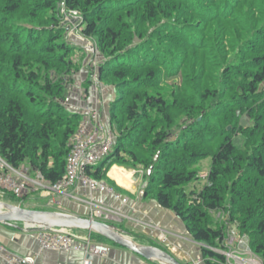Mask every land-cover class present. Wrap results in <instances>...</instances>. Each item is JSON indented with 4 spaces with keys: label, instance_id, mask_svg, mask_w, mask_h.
Instances as JSON below:
<instances>
[{
    "label": "trees",
    "instance_id": "obj_1",
    "mask_svg": "<svg viewBox=\"0 0 264 264\" xmlns=\"http://www.w3.org/2000/svg\"><path fill=\"white\" fill-rule=\"evenodd\" d=\"M61 2L80 13L84 34L107 57L100 80L118 94L115 147L90 175L107 182L113 166L152 169L146 194L195 243L222 240L211 214L223 210L264 263V0H0V157L15 168L29 162L49 183L63 179L82 120L61 103L72 70V50L52 28ZM232 56L238 63L228 64ZM178 76L168 102L165 81ZM246 115L249 127L240 123ZM184 117L193 122L175 136ZM207 158V184L188 192Z\"/></svg>",
    "mask_w": 264,
    "mask_h": 264
},
{
    "label": "crops",
    "instance_id": "obj_2",
    "mask_svg": "<svg viewBox=\"0 0 264 264\" xmlns=\"http://www.w3.org/2000/svg\"><path fill=\"white\" fill-rule=\"evenodd\" d=\"M88 73L84 74L82 81L79 82L83 86L88 85L85 82L86 80L91 81V76H88ZM95 90L96 88L93 85L90 92L88 89H85L86 95L82 98L83 101L77 99L73 101L75 113L81 114L83 110L93 108H103L102 111L104 108L108 110V104L113 100L111 91L104 90L103 92L96 90V92ZM104 112L106 111L104 110ZM104 114L106 115V113ZM34 173L35 171H32L33 175ZM107 176L108 181L103 183L111 191L93 193L77 188L75 194L83 201L74 200L64 195H56L53 196L52 201L54 205L51 207L58 208L43 210L89 217L90 208L85 201L91 200L121 211L125 215L123 221L112 222L111 224H122L118 228L126 231L139 244L156 245L173 255L181 264H191L192 261L201 256L202 250L191 238L185 224L173 211L162 208L152 195L146 194V181L143 182V179L136 170L113 166L108 171ZM34 192L35 190L29 191L23 199V201H29L28 208L30 209H35L31 206L35 205L36 201L30 198L31 193ZM21 227L23 225L18 224V227H10L0 224V246L7 252L23 257H35L39 264H85V261L88 260L87 256L82 252L41 251L36 233L27 232L22 230ZM69 232L80 238L81 242L90 238L94 242L109 246L110 250L106 255L89 258L94 264L150 263L129 249L114 243L107 244V239L98 234L88 231ZM162 233H165L168 237V243L165 245L159 242V236ZM0 264H4L1 257Z\"/></svg>",
    "mask_w": 264,
    "mask_h": 264
},
{
    "label": "built area",
    "instance_id": "obj_3",
    "mask_svg": "<svg viewBox=\"0 0 264 264\" xmlns=\"http://www.w3.org/2000/svg\"><path fill=\"white\" fill-rule=\"evenodd\" d=\"M71 14L79 17L80 13L70 10ZM97 91L102 89L94 84ZM82 120L70 140V154L67 159L66 172L62 180L57 183H49L41 172L35 171L34 175L23 173L6 163L0 157V195L10 193L18 200L31 190L43 191L49 195H64L71 199L81 200L75 190L81 188L90 192H107L111 189L102 181L92 177L89 171L104 161L113 151L116 144V136L112 131L109 118L98 108L85 109L81 112ZM141 176H145L146 170H139ZM90 208V218L104 223L122 222L125 215L118 210L101 205L94 201H85ZM126 202V201H124ZM40 243L41 251L82 252L88 260L85 264H94L90 257L106 255L110 248L103 243H97L87 238L83 242L80 238L65 229H33ZM159 242L168 243L165 233L160 234ZM199 248L211 252L213 255H204L192 261L191 264H264L262 259L251 249L250 238L240 229H228L223 232L222 240L215 246L202 243ZM0 257L4 264H39L35 257H23L9 253L0 246ZM150 264V263H143Z\"/></svg>",
    "mask_w": 264,
    "mask_h": 264
},
{
    "label": "rangeland",
    "instance_id": "obj_4",
    "mask_svg": "<svg viewBox=\"0 0 264 264\" xmlns=\"http://www.w3.org/2000/svg\"><path fill=\"white\" fill-rule=\"evenodd\" d=\"M63 1H65V0H63ZM59 10H60V13L58 15L59 20H60L59 26L55 27L53 25L52 28H56V29L61 31L60 41H62V42L66 41L68 43V45L70 46V49L72 50L71 54H70V58L72 60V70L64 78L65 83H66L65 85H66L67 89H66V93H65V99H64L65 101H61V103L63 104V106H65V108L69 112L75 113L74 112L75 109L73 108V101L75 99L82 100L84 95H86L85 89H88L90 92L93 85L97 84L101 89H103L102 90L103 92H104V90H107V91H111V93H112L111 96H112L113 100L108 104V110H106L104 108V110L106 111V112H104V113H106L105 117H106V119L109 118V121H110L111 103L113 101H116L118 94H117L116 88L112 84H110L109 82H104V81L100 80V67L105 62L104 58H107V57H105L100 52V49H99V46H98L96 39H94L92 37H86V35L84 34V27L81 25L80 15L78 17L77 15L71 14V11L66 7L64 2H61L59 4ZM25 20L26 21H24L22 23H27L28 20L26 18H25ZM28 23H30V21H28ZM33 27H35V26H32L31 24H29V28L34 29ZM40 29L41 28L37 27V30H40ZM63 37H64V39H63L64 41L62 40ZM237 59L238 58H235L234 56L228 58V64L238 63ZM85 72H87V73L89 72L88 76H91V79H90L91 81H89V80L85 81L88 83L87 86H85V85L83 86L81 83H79L80 81H82L84 74L85 75L87 74ZM52 76H53V81H57L59 78V76L55 73H53ZM175 81L180 83V81H181L180 76L175 77V78H169L165 81L166 94H164V97L166 100H168V102H171L173 100L171 98L169 89L171 90V87L174 86ZM85 82H84V84H85ZM167 87H169L168 90H167ZM76 88H77V90H76ZM212 103H214V101L209 100L207 102V105L206 106L204 105V106L210 111L212 109L211 108ZM102 109H99V110L103 113L104 110L102 111ZM205 110L206 109L202 110V112H200V113L199 112L196 113L195 117L197 115H198V117L195 118L194 120H201V117L204 115ZM108 114H109V116H107ZM155 115L156 114L153 113V116H155ZM246 116H249V115H246ZM246 116L241 118V122ZM192 122H193V120H191L187 117L186 118L184 117L181 120H179L177 128H175V131H173L174 135L176 136L183 129H186L187 126L192 124ZM251 123L252 122H251V119L249 117L248 125L246 127L251 126L252 125ZM228 129H230V127ZM242 141H243L242 137L237 136L234 139V144L239 145ZM210 167H211V159H209V158L200 161L195 166L196 171L199 172V174H198L199 179L197 181H194L191 184H188L185 186L186 189H188V192H190L191 189L194 191L200 192L204 188V186L207 184V179L209 176ZM141 169L146 170L144 167H140L136 171L138 172ZM19 170L22 171L23 173L33 175L32 174L33 170L31 169L29 162H24L20 166ZM138 174L141 176L140 173H138ZM147 174H148V171H147L146 175ZM146 175L141 176V178L143 179V182L146 181ZM146 187H147V183H146ZM53 196L54 195H52V194L47 196L43 193V191H35L34 193H31L30 198L32 200L36 201V204L33 205L35 207L31 206L32 208H35L32 210H41L42 209V211H47V210H53V209L58 208V207H56V208L51 207L54 205L53 204L54 202L52 201L54 198ZM23 199H22V201L19 202L18 199L14 198V196H12L10 193H7L6 195H3V196L0 195V202L12 204V205L15 204L16 206H22L23 208L30 209V208H28L29 207V201H23ZM43 209H47V210H43ZM211 220H212V228H214V229H218L221 226L224 228V232L227 231L228 229H234V228L240 229V223L238 221H232L230 216L223 210L211 214ZM19 225H23V224H19ZM113 225H115L117 227L122 226V224L120 225L117 223H115ZM69 231L74 233V232H78L81 230H69ZM106 243L112 244V242L109 240H106Z\"/></svg>",
    "mask_w": 264,
    "mask_h": 264
},
{
    "label": "water",
    "instance_id": "obj_5",
    "mask_svg": "<svg viewBox=\"0 0 264 264\" xmlns=\"http://www.w3.org/2000/svg\"><path fill=\"white\" fill-rule=\"evenodd\" d=\"M248 121L249 116H246L241 125L246 127ZM157 159L158 156L155 160ZM151 171L152 169L148 171V175L151 174ZM0 224L10 227H18V224H23L21 229L27 232L36 228L88 231L131 250L150 263L181 264L169 252L153 245L139 244L126 231L120 230L117 226L93 220L90 217L55 211L32 210L0 202Z\"/></svg>",
    "mask_w": 264,
    "mask_h": 264
},
{
    "label": "bare ground",
    "instance_id": "obj_6",
    "mask_svg": "<svg viewBox=\"0 0 264 264\" xmlns=\"http://www.w3.org/2000/svg\"><path fill=\"white\" fill-rule=\"evenodd\" d=\"M116 171H118V170H116ZM119 172V171H118Z\"/></svg>",
    "mask_w": 264,
    "mask_h": 264
}]
</instances>
